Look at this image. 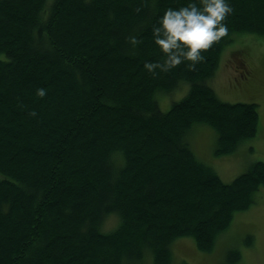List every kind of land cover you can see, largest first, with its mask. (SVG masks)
Here are the masks:
<instances>
[{
    "label": "trees",
    "instance_id": "obj_1",
    "mask_svg": "<svg viewBox=\"0 0 264 264\" xmlns=\"http://www.w3.org/2000/svg\"><path fill=\"white\" fill-rule=\"evenodd\" d=\"M186 3L0 0V264H174L177 239L210 252L256 203L264 162L225 183L188 138L210 126L226 155L256 137L258 105L224 102L210 83L234 37H264V0H230L206 59L154 76L153 25ZM182 86L164 112L160 96ZM241 260L233 250L225 264Z\"/></svg>",
    "mask_w": 264,
    "mask_h": 264
},
{
    "label": "rangeland",
    "instance_id": "obj_2",
    "mask_svg": "<svg viewBox=\"0 0 264 264\" xmlns=\"http://www.w3.org/2000/svg\"><path fill=\"white\" fill-rule=\"evenodd\" d=\"M211 81L210 86L222 101L258 105L256 137L244 142L232 154L216 155L217 132L205 124L196 125L188 138L196 156L212 167L225 183H231L255 162H264V37L255 34L234 37L223 50ZM186 88L182 86L171 95L160 96L162 110L166 112L172 102L181 100ZM117 223L116 217H110L104 228L109 231ZM249 236H253L252 246L245 244ZM233 250L241 252V264H264V189L252 208L235 214L231 226L217 238L212 251H199L190 237L179 238L173 245L176 262L183 260L188 264H225ZM145 259L143 264H153L149 254Z\"/></svg>",
    "mask_w": 264,
    "mask_h": 264
},
{
    "label": "clouds",
    "instance_id": "obj_3",
    "mask_svg": "<svg viewBox=\"0 0 264 264\" xmlns=\"http://www.w3.org/2000/svg\"><path fill=\"white\" fill-rule=\"evenodd\" d=\"M232 11L230 0H188L179 7L169 6L152 28L163 60L146 61L144 67L154 76L159 74L157 69L169 71L182 63L195 70L206 59L204 52L228 33L226 18ZM130 40L133 46L140 42L136 36ZM45 91L39 88L38 94L43 96Z\"/></svg>",
    "mask_w": 264,
    "mask_h": 264
},
{
    "label": "bare ground",
    "instance_id": "obj_4",
    "mask_svg": "<svg viewBox=\"0 0 264 264\" xmlns=\"http://www.w3.org/2000/svg\"><path fill=\"white\" fill-rule=\"evenodd\" d=\"M152 1V0H151ZM157 1V0H156ZM152 4H154V3H152ZM154 6H155V4H154ZM153 7V6H152ZM155 9V8H154ZM157 9V8H156ZM71 63V62H70ZM211 78V77H210ZM214 78V77H213Z\"/></svg>",
    "mask_w": 264,
    "mask_h": 264
}]
</instances>
